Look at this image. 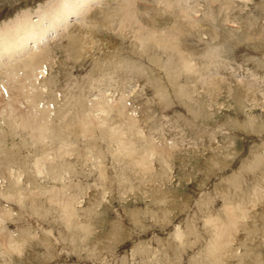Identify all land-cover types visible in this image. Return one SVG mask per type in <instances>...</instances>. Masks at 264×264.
<instances>
[{
	"label": "rangeland",
	"instance_id": "obj_1",
	"mask_svg": "<svg viewBox=\"0 0 264 264\" xmlns=\"http://www.w3.org/2000/svg\"><path fill=\"white\" fill-rule=\"evenodd\" d=\"M76 1L78 8L69 10L71 0H0V89L5 71L29 62L32 75L31 58L46 50L51 55L38 72L42 99L50 104L39 111L29 106L34 128L15 125L11 136L1 130L9 140L0 141V264H264V0H134L136 15L120 9L124 0ZM182 5L196 17L182 37L176 32L178 48L183 43L192 54L190 74L156 45L160 33L175 28L171 20ZM49 6L64 7L67 21L51 23ZM39 37L44 41L37 43ZM11 96L13 107H3L11 99L0 103L8 117L28 104L29 89ZM102 103L105 113L110 106L126 112L134 125L110 148L100 138L108 126ZM51 108L71 113L75 123L92 114L95 123L85 138H52L47 156L34 133L37 119L52 118ZM67 129L75 132L76 124ZM96 137L101 156L85 147H94ZM135 143L140 151L151 147L153 158L124 153ZM107 149L124 156L114 159ZM64 151L78 155L53 154ZM220 226L228 233L221 246Z\"/></svg>",
	"mask_w": 264,
	"mask_h": 264
},
{
	"label": "bare ground",
	"instance_id": "obj_2",
	"mask_svg": "<svg viewBox=\"0 0 264 264\" xmlns=\"http://www.w3.org/2000/svg\"><path fill=\"white\" fill-rule=\"evenodd\" d=\"M80 1V0H79ZM83 1H86L85 2V4L86 5H88L89 6V4L92 2V0H83ZM94 1V0H93ZM99 1V0H98ZM115 1V0H114ZM117 1V0H116ZM125 1V3H124V6L122 5V6H120V9L121 8H123L124 10H125V12H127L128 14H130V15H136L137 14V12H138V10L139 9H137V7H136V4H135V1L134 0H124ZM161 1V0H160ZM231 1V0H230ZM63 2L64 3H66V4H68L69 3V0H63ZM182 2V1H181ZM216 2H217V0H216ZM225 2V1H224ZM71 3H75V5L74 6H71V7H67V9H69V10H72V9H74L75 8V6H76V8H78V1H76V0H71ZM167 3H169V2H167ZM77 4V5H76ZM132 4H135V5H133V8L132 9H130L129 7L130 6H132ZM169 4H171V3H169ZM214 4H215V1H214ZM217 4H218V2H217ZM233 4H235V3H233ZM61 5H63V4H61ZM97 5V4H96ZM229 5V4H228ZM47 6V5H46ZM180 6V5H179ZM198 6V5H197ZM212 6V5H211ZM211 6H210V8H211ZM226 6H227V4H226ZM186 7H187V5H186ZM184 8L183 7V5H182V8H181V12L180 13H178L177 11V13L178 14H173V17L174 18H176V19H178V20H171V23L173 24V26L175 27V28H170V30H172V29H174L175 30V33L172 35L171 34V32H170V30L169 31H167L168 32V37L167 36H165V32L164 33H160L159 35H158V42L156 43V45H158L159 47H163V50L164 49H166V50H168L169 51V54L168 53H166V55H170L171 56V60H175V63L177 64H183V66H184V68L185 69H188V71H189V74H190V71H191V68H190V64H191V61L190 60H192L191 59V55H190V53H188V52H186L185 50H184V48L185 47H183V43L181 44L180 42V44H181V46H180V48H178V46H177V40H179L178 38H180L179 36L180 35H176V32H180V34H181V37H182V31H186V30H188L190 27H192L191 25H190V23L191 22H194L195 21V19H196V17L195 18H193L192 17V15H194V13L193 14H191V11L190 10H185V9H188V7L187 8ZM229 7V6H228ZM231 7V6H230ZM90 8L92 9V5L90 6ZM210 8H208L209 10H210ZM223 8V7H222ZM90 9V10H91ZM94 9V8H93ZM197 9V8H196ZM231 9V8H230ZM234 8H232V10H233ZM82 10V9H81ZM191 10H193V9H191ZM227 9H225V11H226ZM48 11H50V12H48ZM48 11H47V13H49V18L51 19V23H58L60 20L61 21H65L67 18H68V16H69V13H66V12H68V11H66L65 10V8L64 7H60V9H55L54 8V6H49L48 7ZM62 11H64V12H62ZM86 11V10H85ZM211 11H213V10H211ZM223 11V10H222ZM221 11V12H222ZM228 11V10H227ZM231 11V10H230ZM88 12V11H87ZM209 12V11H208ZM219 12V11H218ZM233 12V11H232ZM89 13H91V11L89 12ZM175 13V12H174ZM204 14H205V12H203ZM211 13V12H210ZM226 13V12H225ZM228 13H229V11H228ZM85 14H87V13H85ZM92 14V13H91ZM91 14H89V16L91 15ZM95 14V13H94ZM213 14V13H212ZM224 14V13H223ZM72 15V14H71ZM225 15V14H224ZM196 16V15H195ZM207 16H208V14H207ZM225 16H227V15H225ZM225 16H222V17H225ZM216 17V16H215ZM47 18V17H46ZM45 18V19H46ZM74 18V17H73ZM90 18H92V17H90ZM208 18V17H207ZM212 18V17H211ZM202 19V18H201ZM200 19V20H201ZM209 19V18H208ZM227 19V18H226ZM199 20V21H200ZM205 20H207V19H205ZM215 20V19H214ZM213 20V21H214ZM221 20H223V19H221ZM67 21V20H66ZM26 21H21V22H19L18 23V25H20V26H17V25H15V26H13V27H16L17 26V28L19 29V31H22V28L26 25V23H25ZM196 22V21H195ZM201 22V21H200ZM205 22V21H204ZM226 22V21H225ZM94 23H96V22H93L92 21V24H94ZM198 23V22H197ZM203 23V22H202ZM222 23V22H221ZM233 23V22H232ZM12 24V23H11ZM11 24L9 25V24H7L6 25V27H5V29H6V31H10L11 29H12V26H11ZM223 24H224V21H223ZM239 24V23H238ZM188 25H190V27L188 26ZM202 25V24H201ZM200 25V26H201ZM178 26H180V28H181V30H177V27ZM205 26V25H204ZM207 26V25H206ZM208 27H209V25H208ZM207 27V28H208ZM203 28V27H202ZM201 28V29H202ZM206 28V27H205ZM191 29H194V28H191ZM200 30V29H199ZM209 31V30H208ZM14 32V31H13ZM196 32V31H195ZM199 32V31H198ZM206 32V31H205ZM212 32V31H211ZM197 33V32H196ZM200 33H202L201 32V30H200ZM17 34V33H16ZM18 34H19V32H18ZM70 33H68L67 35H69ZM184 34V33H183ZM185 34H187V33H185ZM189 34H190V31H189ZM45 35H47V34H45ZM3 36L5 37L6 36V38L10 41L11 39H14L15 37L14 36H11V35H6V33H4L3 34ZM16 36V35H15ZM184 36V35H183ZM189 36H191V34L189 35ZM193 36V35H192ZM166 37V38H165ZM186 37V36H185ZM201 37V36H200ZM199 37V38H200ZM21 38V37H20ZM19 38V39H20ZM190 38V37H189ZM216 38H217V36H216ZM169 41H168V40ZM180 39H182V38H180ZM202 40V39H201ZM216 40V39H215ZM2 41V40H1ZM16 41V40H15ZM37 43H39V42H42V41H44V38L43 37H39V38H37ZM186 40H184V42H185ZM205 41V40H204ZM10 44V43H9ZM188 44H189V42H188ZM49 45V44H48ZM4 46V45H3ZM2 46V47H3ZM46 46V45H45ZM158 46H156V47H158ZM188 47V46H187ZM190 47V46H189ZM157 49V48H156ZM189 49V48H188ZM195 49V48H194ZM11 50V47H5L4 48V52L7 54V52H9ZM158 50V49H157ZM166 50H164V53H165V51ZM199 50V49H198ZM1 51V50H0ZM189 51V50H188ZM217 51V50H216ZM43 52V51H42ZM159 52V51H158ZM167 52V51H166ZM211 52H212V50H211ZM164 53L162 52V54L164 55ZM0 55H4L2 52H0ZM163 55H160V56H163ZM165 55V56H166ZM210 55V54H209ZM1 56V57H2ZM15 56V55H14ZM21 56V55H20ZM170 56H168V57H170ZM197 56V55H196ZM199 56V55H198ZM217 56V55H216ZM4 57V56H3ZM159 57V56H158ZM21 58V57H20ZM50 58H51V55H50V52H49V50H46L42 55H40V54H38L37 56H35L33 59L31 58V60H30V62L32 61V63H33V68H32V70H31V73H32V75H28V72H27V67H28V63H25L26 65L23 67V69H21V70H18V67H20V66H18V64H16L18 67H15V68H13V69H10V70H8V71H5L4 72V80L6 81V82H4V86L2 85L1 86V89H0V92H2V91H4L5 93L3 94V95H1L0 96V103H3V102H5L6 100H8V99H11V101H9L7 104H5L3 107L4 108H11V107H13L14 106V100H13V97L14 98H18L19 97V94H17V93H14L13 94V97L11 96V91L12 90H14V89H18V90H20V89H22V90H26V89H29V101H28V104H26L25 105V102L23 103V105H25V107L19 112V113H17V114H9V117H8V115L6 114V109H3V107L2 106H0V112L2 113V116L3 117H6V118H1V121H0V141H2V140H4V139H6L7 138V135H4L3 133H1V130H6L7 131V134H8V136H11V133H12V131H13V126H15L16 125V127L18 128V129H27V128H34V118L33 117H31L30 115H29V113H28V109H29V106L30 105H33L34 106V110L35 111H39V110H41V108H47L48 107V105L50 104H48V103H45L44 102V100L42 99V96L44 97V92L42 91V89H40V87H41V81H40V78H38V72L39 71H41V70H43V68H40L41 66H43V65H46L47 63H48V61L50 60ZM164 58V57H163ZM196 59V58H195ZM157 60H159V59H157ZM156 60V61H157ZM162 61H163V59H161ZM152 61V60H151ZM154 62H155V60H153ZM161 62V61H160ZM172 62V61H171ZM17 63H18V61H17ZM20 63V62H19ZM21 63H22V61H21ZM164 63V62H163ZM173 63V62H172ZM48 65V64H47ZM130 65V64H129ZM133 65V64H132ZM136 65V64H135ZM135 65H134V67H135ZM170 65H172V64H170ZM115 66V65H114ZM157 66H159L158 64H157ZM182 66V65H181ZM181 66H179V67H181ZM5 67H8V66H6L5 65ZM116 68H117V66H115ZM123 67V66H122ZM127 67H128V64H127ZM130 67V66H129ZM167 68H168V66H166ZM37 68H39V69H37ZM125 67H123V69H124ZM162 68H163V66H162ZM190 68V69H189ZM1 69H3V68H1ZM20 69V68H19ZM132 69V68H131ZM166 69V68H165ZM176 69H179L180 70V68H176ZM175 69V70H176ZM194 69V68H193ZM204 69H205V67H204ZM5 70V69H4ZM126 70V69H125ZM125 70H123V72L125 71ZM134 70H135V68H134ZM168 71H169V69H167ZM179 70H177V71H179ZM122 71V70H121ZM120 71V72H121ZM126 71H129V70H126ZM171 71V70H170ZM181 71V70H180ZM179 71V72H180ZM1 72V71H0ZM130 72H131V70H130ZM167 72V71H166ZM1 73H3V72H1ZM139 73V72H138ZM165 73V72H164ZM169 72H167V74H165V75H169L168 74ZM171 73V72H170ZM178 73V72H177ZM182 73H184V72H182ZM186 73V72H185ZM178 74H180V73H178ZM180 76V75H179ZM185 76V75H184ZM199 78V77H198ZM197 78V79H198ZM202 78V77H201ZM205 80V79H204ZM211 81V80H210ZM190 82V81H189ZM216 82V81H215ZM214 83V82H213ZM29 84V85H28ZM189 84V83H188ZM187 84V85H188ZM195 84V83H194ZM30 86V87H29ZM6 87V88H5ZM213 89H214V87H213ZM40 92H41V94H42V92H43V95H41L40 94ZM197 92V91H196ZM165 93V92H164ZM195 94V93H194ZM188 96V95H187ZM209 96V95H208ZM211 96V95H210ZM49 97V96H48ZM47 97V98H48ZM115 99V98H114ZM192 102V101H191ZM2 105V104H1ZM130 107V106H129ZM100 112H101V117H103V115H105L104 117H106L107 119H108V121L105 123V124H103V127H105L106 125H108L107 127H110V130L108 131V128L106 127V128H101V133H103L102 135H101V139L104 141V142H102V143H105V146H106V144L108 145L107 147H109V145H114V142L115 141H119L120 140V138H121V141H119L120 143H123V138L121 137V135L123 136L125 133H127V130L128 129H130L131 128V131H132V129H134V125L132 124V122H130L128 119H126V115L127 114H125L124 112H120V111H118V112H113V110H112V108H111V106H110V109H109V113H105L104 112V108H105V105L102 103L101 105H100ZM51 111H52V118L51 119H48L47 121H45V119L44 118H42V119H37L38 121H37V123H36V125H37V127L38 128H40L39 130H38V132L37 133H34L35 135H37L38 136V138H39V140L40 141H43L44 142V144H46V146H44V151L46 152V153H48L47 154V156H50V154H52V153H49L51 150H52V147H53V143H51V140H52V138L55 140V142L56 143H59V142H63L64 141V139H63V137L64 136H67V138H69L70 137V135H74V134H76V138L79 140V138L81 137V136H84V138H85V135L87 136V134H89L90 132H92V128L94 127V124L93 123H95V121L92 119V114H90V115H88L87 117H86V119H87V123H85V119H77L76 120V123L75 122H73V121H71L70 120V118L72 117V114L71 113H69V112H66L64 115H60L58 112H56V110L55 109H53V108H51ZM117 113H119V114H117ZM70 114H71V116H70ZM135 114V113H134ZM133 114V115H134ZM137 114V113H136ZM112 121H114V122H112ZM136 122V121H135ZM69 123H73V124H76V130H75V132L72 130V129H67V130H65V131H63L62 130V128H64L66 125H68ZM128 124L130 125V128H127V126H128ZM163 125V124H162ZM97 126H99V125H97ZM102 126V125H101ZM137 126V125H136ZM20 127V128H19ZM16 128V129H17ZM51 129V135H49L48 134V130H50ZM136 130V129H135ZM67 131V132H66ZM131 131H130V133H131ZM109 132H111V133H113L114 135H116L117 136V138H115L116 136H114L113 134V136H114V138L112 137V135H111V133H109ZM135 132H137V131H135ZM127 135V134H126ZM127 136H129V135H127ZM131 136H133V134H131ZM140 136V135H139ZM145 137V136H144ZM87 138V137H86ZM125 138V137H124ZM91 139V138H90ZM93 139H95V138H93ZM96 139H97V143H94L93 141H92V144H93V146L94 147H92V145H85V147L86 146H88V148H89V150H88V152H91L92 151V153H94V151H99V153H100V156H101V154H103V152L104 151H101V150H99V147H98V137H96ZM131 139V138H130ZM134 139V138H133ZM136 136H135V141H136ZM9 139L7 138V141H8ZM78 140H77V142H78ZM92 140V139H91ZM112 141V142H111ZM130 141V140H129ZM131 143H133L134 141L131 139ZM138 141H139V139H138ZM88 141L86 140L85 141V143H87ZM127 142V141H126ZM18 144V143H17ZM119 144V143H118ZM117 144V145H118ZM19 145V144H18ZM18 145H16V143L15 144H13V146L15 147V148H19L20 147V145L18 146ZM47 145H49V146H47ZM80 145V144H79ZM100 145V144H99ZM119 145H121L122 146V144H119ZM125 145H126V143H125ZM173 145V144H172ZM120 146V148L121 149H123V146L121 147ZM175 146V145H174ZM22 147V146H21ZM20 147V148H21ZM102 147V146H101ZM134 149H128V146H127V149L125 150V152L124 153H126V151L127 150H131V151H133V153H135V154H138V153H143V152H145V154L146 155H151V154H153L154 155V152H153V150L152 149H150V148H148L147 149V152L146 151H143V149L141 148V151L139 150L140 148L138 147V143H135V145H134ZM11 148V147H10ZM69 148V147H68ZM87 148V147H86ZM110 148V147H109ZM118 148V147H117ZM126 147L124 146V149H125ZM139 148V149H138ZM175 148V147H174ZM87 150V149H86ZM111 150V149H110ZM109 149H107V152H109L110 151ZM150 150L152 151V153H150ZM119 151H121V150H118L117 151V153H116V151L113 153L112 152V150H111V153H112V155L113 156H115L114 157V159L116 158V156H124V155H121L120 153H119ZM123 151V150H122ZM130 151V152H131ZM171 151V150H170ZM87 152V151H86ZM127 152H129V151H127ZM167 152V151H166ZM16 151L15 150H13V149H11V156H16ZM80 153H81V151H80ZM98 152H96V154H97ZM110 153V152H109ZM4 154L6 155L7 153H5L4 152ZM9 154V153H8ZM54 154V156H59V157H66V156H71L72 154H73V156H75V155H78L77 153L75 154V153H73V152H69V151H64V152H62V153H60L59 155L58 154H55V153H53ZM95 154V155H96ZM120 154V155H119ZM122 154H123V152H122ZM10 155H8V156H10ZM80 155V154H79ZM127 155H129L128 153H127ZM126 155V156H127ZM7 156V155H6ZM33 156H37V153H35ZM91 156H93V155H91ZM103 156V155H102ZM131 156H132V154H131ZM134 156V155H133ZM138 156V155H137ZM58 157V158H59ZM63 157H62V159H63ZM72 157V156H71ZM84 157V159H85V156H83ZM128 157V156H127ZM151 157H152V155H151ZM151 157H150V159H151ZM168 157V156H167ZM31 158H34V157H32L31 156ZM29 159V160H31V163H32V160L33 159ZM37 157H35L34 159H36ZM78 158H81V157H78ZM77 158V159H78ZM130 158V157H129ZM133 158V157H132ZM153 158V157H152ZM25 159H27V158H25ZM61 159V158H60ZM82 159V158H81ZM97 159V158H96ZM118 159H119V157H118ZM28 160V159H27ZM76 160V159H75ZM80 160V159H79ZM86 160V159H85ZM85 160H83V162L85 161ZM88 160V159H87ZM117 160V159H116ZM132 160V159H131ZM148 160H149V158H148ZM147 160V161H148ZM160 160H161V158H160ZM36 161H37V159H36ZM36 161H35V164H36ZM102 161V160H101ZM115 161V160H114ZM125 161V160H124ZM92 162V161H91ZM116 162V161H115ZM135 162V161H134ZM26 163H27V161H26ZM65 163H67V162H65ZM85 163V162H84ZM88 163V162H87ZM87 163H85V164H87ZM151 163V162H150ZM153 163V162H152ZM99 164V163H98ZM101 164V163H100ZM137 164V163H136ZM169 164V163H168ZM29 165H31V164H29ZM68 165V164H67ZM83 165V164H82ZM124 165V164H123ZM122 165V166H123ZM138 165V164H137ZM71 166H73V165H71ZM131 166V165H130ZM144 166H146V165H144ZM29 167V166H28ZM27 167V168H28ZM51 167H54V168H56V167H58V165H51ZM85 167V166H84ZM106 167V166H105ZM124 167V166H123ZM2 168V167H1ZM26 165L24 166L23 165V167H22V170H25V172H26ZM69 168H71L70 166H69ZM98 168H99V166H98ZM97 168V169H98ZM128 168V167H127ZM150 168V167H149ZM30 169V168H29ZM82 169V168H81ZM90 169V168H89ZM88 169V170H89ZM96 169V168H95ZM94 169V170H95ZM146 169V168H145ZM151 170H152V172H153V169L152 168H150ZM2 169H0V171H1ZM72 170V169H71ZM30 171V170H29ZM95 171H97V170H95ZM167 171V170H166ZM100 172H101V170H100ZM148 172V171H147ZM100 174V173H99ZM99 174H98V176H99ZM106 174H107V172H106ZM106 174H104V175H106ZM125 174V173H124ZM71 176V175H70ZM97 176V177H98ZM141 176V175H140ZM74 177V176H73ZM7 178V176H5V179ZM78 178V177H77ZM105 178V177H104ZM121 178V177H120ZM22 179V178H21ZM101 179V178H100ZM126 179V178H125ZM131 179V178H130ZM166 179V178H165ZM104 180V179H103ZM143 180V179H142ZM111 181V180H110ZM109 181V182H110ZM126 181V180H125ZM124 181V182H125ZM107 182V181H106ZM104 184H105V181L103 182ZM130 183V182H129ZM133 183V182H132ZM141 183V182H140ZM161 183V182H160ZM20 184V183H19ZM124 184V183H123ZM131 184V183H130ZM143 184H144V182H143ZM21 185V184H20ZM112 185V184H111ZM143 186V185H142ZM109 187V186H108ZM104 188V187H103ZM73 189V188H72ZM27 190V189H26ZM63 190H65V189H63ZM124 190V189H123ZM106 191V190H105ZM13 192V191H12ZM53 192V191H52ZM63 192V191H62ZM70 192H71V190H70ZM261 192V191H260ZM260 192H256V195H257V197L259 198V196L260 195H262V194H260ZM9 193L11 194V191H9ZM48 193V192H47ZM106 194V193H105ZM246 195V194H245ZM251 195V194H250ZM250 195H249V197H250ZM22 196V195H21ZM27 197V196H26ZM68 197H70V196H68ZM252 197V196H251ZM251 197L249 198V199H251ZM256 197V198H257ZM64 198V197H63ZM260 198H263V195H262V197H260ZM251 200H255V198L253 199H251ZM261 201L262 200H264V199H260ZM64 201V200H63ZM252 201V202H253ZM259 201V200H258ZM260 202V201H259ZM234 203V202H233ZM252 204H254V203H252ZM260 204H261V202H260ZM235 205V204H234ZM256 205V204H255ZM254 205V206H255ZM262 205H264V204H262ZM257 206V205H256ZM255 206V207H256ZM260 206V205H259ZM232 207H233V205H232ZM239 209V208H238ZM237 209V210H238ZM247 210H248V208H246ZM237 210H235V212L237 211ZM251 210V209H250ZM71 211H72V209H71ZM71 211H70V214H71ZM255 211V210H254ZM239 212H240V210H239ZM246 212V211H245ZM8 213V212H7ZM74 213V212H73ZM242 213V212H241ZM240 213V214H241ZM253 214V213H252ZM241 215H244V214H241ZM242 217H244V216H241V218ZM237 218H239L238 216L236 217V218H233V220L234 219H236V221H237ZM235 220H234V223H233V228L235 229V230H239L240 229V227L238 226V225H236V222ZM241 221V220H240ZM191 222V221H190ZM241 223V222H240ZM190 224V223H189ZM212 224V223H211ZM208 225V224H207ZM193 226V225H192ZM215 226V228L217 227V225H214ZM213 226V227H214ZM243 226V225H242ZM245 226V225H244ZM206 227V226H205ZM246 227V226H245ZM181 228V227H180ZM214 228V229H215ZM217 229V228H216ZM213 230V229H212ZM214 231V230H213ZM211 233V232H210ZM209 233V234H210ZM226 234H228L227 233V231H224L223 230V226H220L219 227V229H218V232H216V239L217 240H219L220 241V246H221V239L223 240L224 239V237L226 236ZM178 237H180V238H184L185 237V235H178ZM215 239V240H216ZM235 241V240H234ZM213 244V243H212ZM9 248V247H8ZM9 250V249H8ZM219 250H221V248H219ZM219 253V252H218ZM221 256V255H220Z\"/></svg>",
	"mask_w": 264,
	"mask_h": 264
}]
</instances>
